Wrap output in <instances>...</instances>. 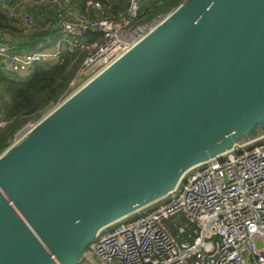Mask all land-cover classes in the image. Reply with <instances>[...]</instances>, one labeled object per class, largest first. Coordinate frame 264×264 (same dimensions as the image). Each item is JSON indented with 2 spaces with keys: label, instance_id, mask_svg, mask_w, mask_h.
I'll return each instance as SVG.
<instances>
[{
  "label": "water",
  "instance_id": "obj_1",
  "mask_svg": "<svg viewBox=\"0 0 264 264\" xmlns=\"http://www.w3.org/2000/svg\"><path fill=\"white\" fill-rule=\"evenodd\" d=\"M259 123L264 0H185L0 155V264L82 262Z\"/></svg>",
  "mask_w": 264,
  "mask_h": 264
},
{
  "label": "built area",
  "instance_id": "obj_2",
  "mask_svg": "<svg viewBox=\"0 0 264 264\" xmlns=\"http://www.w3.org/2000/svg\"><path fill=\"white\" fill-rule=\"evenodd\" d=\"M34 9H40L38 15ZM0 11L29 30L51 17L46 24H54L58 37L52 46L34 52H15L0 44L3 69L14 76L25 78L37 65L61 63L66 50L93 47L66 93L41 119L131 51L169 15L141 23L137 0H130L128 15L120 22L92 0L85 12L77 13L68 12L63 0H0ZM40 120L25 127L32 129ZM6 125L0 115V129ZM17 134L11 145L20 140ZM87 254L100 264H264V139L236 144L191 168L165 197L102 229Z\"/></svg>",
  "mask_w": 264,
  "mask_h": 264
},
{
  "label": "trees",
  "instance_id": "obj_3",
  "mask_svg": "<svg viewBox=\"0 0 264 264\" xmlns=\"http://www.w3.org/2000/svg\"><path fill=\"white\" fill-rule=\"evenodd\" d=\"M70 13L85 12L90 0H63ZM100 3L105 15H111L116 22L127 17L130 0H92ZM185 0H137L140 8V21L148 22L158 16L166 15L178 8ZM41 9V8H40ZM40 9L32 12L38 15ZM42 10V9H41ZM40 22L35 29L29 30L13 22L0 11V43L7 44L15 52H34L57 41L54 24ZM8 34H7V33ZM12 36L11 41L6 36ZM96 41L101 38L93 34ZM9 38V37H8ZM17 39L16 41H12ZM49 43H46V40ZM15 45V46H13ZM93 47L83 51L66 50L61 63L37 65L32 73L23 79L15 76L8 78L0 62V115L7 125L0 129V155L12 144L16 134L29 123H35L50 111L63 97L71 81L76 77L83 62L90 55Z\"/></svg>",
  "mask_w": 264,
  "mask_h": 264
},
{
  "label": "rangeland",
  "instance_id": "obj_4",
  "mask_svg": "<svg viewBox=\"0 0 264 264\" xmlns=\"http://www.w3.org/2000/svg\"><path fill=\"white\" fill-rule=\"evenodd\" d=\"M2 75L8 78H15L14 75L7 73L5 70L2 71ZM23 79H27V77ZM262 135H264V125L259 123V124H256L255 127L249 133L240 137L237 143L246 144L248 142L254 141L256 138ZM78 264H100V263L96 259H94L93 257L87 254L85 258L82 260V262H79Z\"/></svg>",
  "mask_w": 264,
  "mask_h": 264
},
{
  "label": "crops",
  "instance_id": "obj_5",
  "mask_svg": "<svg viewBox=\"0 0 264 264\" xmlns=\"http://www.w3.org/2000/svg\"><path fill=\"white\" fill-rule=\"evenodd\" d=\"M7 33V32H6ZM8 34V33H7ZM9 37V38H8ZM10 37H12V36H6V37H4V38H6L7 40H10L11 41V38ZM17 39H13L12 41H16ZM0 44H3V43H0ZM54 44V43H53ZM53 44H50V45H48V46H52ZM7 45V44H6ZM8 46V45H7ZM13 46H15V45H13ZM48 46H45V47H48Z\"/></svg>",
  "mask_w": 264,
  "mask_h": 264
}]
</instances>
